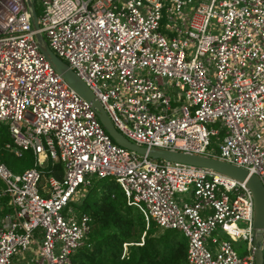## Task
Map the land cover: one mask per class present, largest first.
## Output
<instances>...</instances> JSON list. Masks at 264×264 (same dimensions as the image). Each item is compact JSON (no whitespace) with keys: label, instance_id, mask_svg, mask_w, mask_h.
<instances>
[{"label":"built area","instance_id":"obj_1","mask_svg":"<svg viewBox=\"0 0 264 264\" xmlns=\"http://www.w3.org/2000/svg\"><path fill=\"white\" fill-rule=\"evenodd\" d=\"M37 1L48 48L126 139L220 159L264 189V0ZM33 33L25 1L0 0L3 147L34 158L20 173L0 163V264H72L90 218L69 203L91 178L106 177L145 225L183 234L185 264H254L245 183L115 144ZM47 160L60 165V178L40 172ZM237 238L242 256L231 244ZM258 246L264 264V225Z\"/></svg>","mask_w":264,"mask_h":264},{"label":"trees","instance_id":"obj_2","mask_svg":"<svg viewBox=\"0 0 264 264\" xmlns=\"http://www.w3.org/2000/svg\"><path fill=\"white\" fill-rule=\"evenodd\" d=\"M6 141L8 136L0 135V163L5 167L11 153L3 147ZM17 158L20 162L18 172L8 169L9 163L6 167L12 173L33 167L34 158L29 150ZM39 170L44 177L60 178L62 173L60 165L50 160ZM102 179L93 180L87 186L78 204V212L87 214L90 221L82 244L71 257L72 264H185L186 240L183 234L175 229L160 230L151 221L145 225L141 214L126 204L117 183L111 178H107V182ZM43 183L40 179L39 185Z\"/></svg>","mask_w":264,"mask_h":264},{"label":"water","instance_id":"obj_3","mask_svg":"<svg viewBox=\"0 0 264 264\" xmlns=\"http://www.w3.org/2000/svg\"><path fill=\"white\" fill-rule=\"evenodd\" d=\"M24 1L26 9L29 13L31 28L34 30V42L39 53L54 70V72H56L64 80L67 86L89 104L91 110L94 111L99 124L115 144L127 150L133 151L138 155H145L151 159L166 160L170 162H178L192 166L208 168L218 176L231 178L237 181H243L245 183L253 198L252 234L253 243L256 244V247L252 252L253 260L254 264H262V253L258 243L261 239L262 227L264 225V189L258 177L255 174L249 173L244 168L227 163L217 158L181 151H173L169 149L155 147L147 148L138 146L126 139L113 127L100 103L94 97L90 89L80 78L75 75V73L67 66L66 63L60 60L48 48L43 36L38 31L32 0Z\"/></svg>","mask_w":264,"mask_h":264},{"label":"rangeland","instance_id":"obj_4","mask_svg":"<svg viewBox=\"0 0 264 264\" xmlns=\"http://www.w3.org/2000/svg\"><path fill=\"white\" fill-rule=\"evenodd\" d=\"M33 5H34V10L37 11V14H38L39 13V3H38V1L35 0L34 3H33ZM205 126H206V128H217L218 127V125L216 123H214V124H206ZM0 135L1 136H4V135L5 136H8L7 135V130H6V128L4 126H1L0 127ZM220 135H221V133H220ZM220 135H219V137H220ZM210 139L213 140V137H211ZM10 154H11V156H10ZM10 154L8 155V158L6 159L7 166H8V163H9L10 164V167H7V166L6 167L8 169H10L12 172H18L20 170L19 169V164H20L19 158H17L16 156H14L12 153H10ZM14 157H16V158H14ZM0 162H2V161L0 160ZM106 179H107V177L106 178H103L102 179L103 182H107ZM93 180H100V179L91 178V182ZM82 194H83V192L82 193L81 192H75L73 194V197L71 198V200H73V203L75 205H71V203H69V204L74 207V210L75 211H78L77 207H78V204L80 202V199H81ZM175 196H177V195H175ZM236 225L238 227H243L244 226V223L242 221H237L236 222ZM219 237L220 238H226L225 235L222 234V233L219 234ZM231 244H232L233 249L235 250V252H236V254L238 256H242L245 253V251H244L245 250V242H244V240H242L240 238H237L234 241H231ZM124 249H125V244H123V252H124ZM17 255L21 256V258H23L24 256L26 257V254L22 257V253H18Z\"/></svg>","mask_w":264,"mask_h":264}]
</instances>
